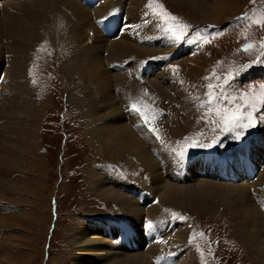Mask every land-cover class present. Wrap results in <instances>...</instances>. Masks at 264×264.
<instances>
[{
  "label": "rangeland",
  "instance_id": "rangeland-1",
  "mask_svg": "<svg viewBox=\"0 0 264 264\" xmlns=\"http://www.w3.org/2000/svg\"><path fill=\"white\" fill-rule=\"evenodd\" d=\"M121 1L126 4V12L128 8V22L134 21L131 22L133 25L136 21L132 16V0ZM138 2L145 10L147 19L144 20L148 22L146 29L142 30L147 34L143 37L147 43L145 45V42L140 41V44L162 50L152 55L144 54L140 62H143L144 67L152 63L162 65L168 78L165 82L162 81L165 76L156 79L163 73L161 72L152 75L150 80L136 79L134 74L130 75L128 80L133 89L130 90L129 98L138 102V106L144 108L145 113L148 112L146 119L151 115H159L160 125L155 127L162 131V137L154 136V133L151 135L153 129L146 128L150 135L155 137L152 144L149 143L153 152L176 155L177 152L188 148L189 144H210L217 140L219 142L211 148H188L187 154L194 150L213 148L230 154L251 141L257 129L252 130V127L240 130L242 135L237 138L235 132L223 131L222 116L235 107H242L246 102L243 97L251 99L261 92V87L256 89L264 79L256 77H263L264 69H254L264 68V0H230L227 3L225 0H208L210 4L226 3L225 5L233 4L237 7L236 14L231 18L227 14L220 24L202 22L198 11L180 6L173 0H155V4L161 7L155 8L154 4L152 9L146 7L149 0ZM0 8L3 10L2 5ZM103 8L107 7L103 5L94 11ZM161 10L179 18L171 23L189 25L181 40L174 39L172 34L166 31L164 18L156 14ZM71 14H66V18L69 19L68 15ZM97 18L94 14L95 21ZM72 19L76 20L73 15ZM204 25L206 27L201 28ZM43 28L39 37L32 42L22 73L21 83L27 86L26 97L32 105L30 114L35 117L28 115L14 119L17 124L29 123L30 128L26 131V149L20 154L19 165L11 169L12 174L5 176L10 189L3 194V199H0V264H73V251L80 246L70 242L71 227L76 224L89 227L88 224L93 222V219H90V222L86 223L90 216L110 215L115 212L114 202L94 192L90 171L93 169L103 172L111 183L114 181L111 179L120 174L128 173L134 178L139 175L138 172L129 170L125 156L128 152H114L105 144L94 146L92 143L89 133L93 131L91 128L95 119L89 117L85 105L88 104V94L81 92L82 87H76L75 80L64 66V59L67 57L70 60L76 53L64 50L67 44L59 39L58 32L47 31L48 28L44 25ZM129 29L128 27L127 30ZM191 39L203 43L198 51L180 53L177 59L169 61L166 57L168 52L174 53L184 45L194 46ZM126 40L130 41V38ZM159 40H162L161 45L158 44ZM249 44L253 47L245 51ZM76 46L73 42L70 47ZM102 55L108 57L109 52L104 51ZM4 59H9L7 52ZM129 61L130 59L128 63ZM110 63L107 59L106 64ZM117 71L115 75L119 73V70ZM0 72L4 76L0 85L4 93L3 90L0 92V100H5L7 104L15 89L12 92L10 90L13 82L11 84L8 81L12 76L6 61H0ZM243 74L245 79L252 80L243 79ZM153 80L156 81L151 83ZM6 81L8 82L4 89L1 86H4ZM80 83L79 80L78 84ZM94 89L96 91L95 86ZM157 102L169 112L160 114L155 111ZM259 107L261 106L257 105L258 109ZM254 117L256 126L263 122L255 139L263 138L264 114H257L255 111ZM3 120L10 121L9 118L2 119V122ZM141 121L143 122L142 118ZM6 123L0 122V129L3 124L6 126ZM134 125L135 123L131 124V127L137 130L142 127L140 123ZM135 128L133 130L138 132ZM12 131L11 129L10 132ZM9 136L16 137L13 133H9ZM131 161L134 162L133 159ZM118 165L123 169H119L115 176L111 168L116 169ZM108 166L110 168H107ZM143 171L147 170L143 167ZM133 177L131 180L125 178L122 183L135 180ZM190 182L195 185L201 180L194 178ZM122 183L116 181L120 190ZM128 195L134 198L130 193ZM203 206L198 201L182 207L171 203L161 206L162 213H174L183 218L181 225L175 229L181 233L182 240L179 241H183L179 247L183 256L177 264H257L251 246L234 225L232 210L225 206L218 209ZM126 212L131 216L128 210ZM166 218L172 219V216ZM97 220L95 221L101 222ZM98 233L103 232L100 230ZM102 238L107 237L102 235ZM112 250L120 252L115 251V247H112ZM120 250L123 255L136 252ZM93 257L97 260L94 263L92 255L85 254L79 258L87 259L89 264H101L103 261L101 256ZM152 257L155 258L154 253L149 254V258Z\"/></svg>",
  "mask_w": 264,
  "mask_h": 264
},
{
  "label": "bare ground",
  "instance_id": "bare-ground-1",
  "mask_svg": "<svg viewBox=\"0 0 264 264\" xmlns=\"http://www.w3.org/2000/svg\"><path fill=\"white\" fill-rule=\"evenodd\" d=\"M229 1L225 0L226 3ZM96 2H98L97 7L104 5L107 8L94 11L96 7L92 10L91 6ZM173 2L191 10L195 9L202 22L212 24L222 23L227 14L231 18L237 10L233 4H210L208 0H173ZM139 4L138 0L131 2V7L134 10L132 16L136 21L132 28L131 22L134 21L128 22V8L126 16H122L125 14L123 9L126 4L121 0L103 2L101 0H0V6H3V10L0 8V61H6L9 64V72L13 77L8 80L11 84L13 82L10 90L12 92L15 89L14 95L11 98L8 97L7 104H5V100H0V122L4 124L7 122V125L3 124L0 129V199H3V194L10 189L5 176L12 174L11 169L17 164L19 165L20 154L26 149L24 148L26 145L25 136L28 135L26 131L30 128L29 123L19 122L17 124L14 119L20 116L24 118L28 115L35 117L30 114L32 105L26 97L27 86L21 82L32 42L37 36L39 37L44 25L48 28L47 31L58 32L59 39L67 44L66 47L63 46L66 52L76 53L72 59L68 60L67 57L64 59V66L68 74L75 80L76 87H82L81 92L88 94V104L85 105L88 108L89 117L95 119L91 128L95 132L89 133L94 146L105 144L114 152L120 150L128 152L125 156L127 164L130 166V172H140L136 177V181L139 183L131 185V187H134L133 189L139 194L140 199L148 200L154 193L155 196H159L157 203L142 205L137 198H132L128 195L129 193L126 194L117 188V176L115 178L111 176L113 177L111 180H114L111 183L103 172L92 169L90 177L94 192L104 199L114 202L115 217L127 216L135 219L137 224H142L147 215L148 218H152V221L160 222L161 206L164 203L182 207L185 204L198 201L204 206L215 209L225 206L232 210L234 225L251 246L256 263L264 264V194L262 192L264 189V164L259 167V163L255 162L256 159L264 162V137L255 139L252 145H246L242 149L246 151L242 157L247 166L246 176L241 174V169L238 166L224 161L231 160L233 155L230 157L221 156L217 152L208 151L201 154L195 170H189V178L183 180L181 175H177V171L178 174L180 173L183 161L172 158L165 152L159 154L153 152L149 143L152 144L155 137H152L153 134L150 135V131L148 132L142 121L140 122L142 117H138L137 112L133 111L130 105L128 106L131 108H128L130 112H125V108L123 109L126 103L133 101L129 98L130 90H133L128 83L130 73H135V76L140 74L142 69L140 59L144 54L152 55L162 52L159 48L154 49L140 44V41L145 42L143 37L147 34H144L142 30L146 29L148 22L144 20L147 19L145 18L146 12ZM70 12L72 14L68 15V19L66 14H70ZM94 14L98 17L96 21ZM72 15L76 18L75 21L72 19ZM105 23L112 27V34H117L116 36L109 37L105 30H102ZM128 27L129 30H127ZM91 31H93V36L90 34ZM131 36L133 41H131ZM127 38H130V41L126 40ZM73 42L77 45L75 48L70 47ZM161 42L162 40H159V45ZM146 43L144 44L146 45ZM5 47H7V51H5ZM188 49L189 47H185L182 51L185 52ZM104 51L109 52L108 57L102 55ZM6 52L9 58L7 60L4 59ZM107 59L111 61L108 65L106 64ZM129 59V63H126L125 61ZM117 70L119 73L115 75ZM165 75L166 72H163L156 79ZM3 78L4 76L0 72V85ZM79 80L80 84H78ZM167 80L168 78L165 76L162 81ZM8 81L1 87L5 89ZM155 81L153 80L151 83ZM2 90L1 88L0 92ZM127 113L130 115L129 118H127ZM5 118H9L10 121L3 120L2 122V119ZM134 123V126L139 123L142 126L138 130L133 127L138 132L131 127V124ZM11 129L12 132H10ZM9 133L15 134L16 137L9 136ZM262 134L264 135V133ZM252 158L254 159L253 164ZM131 159H133V163H131ZM210 163L212 166L218 167V170L210 169ZM255 166L259 167L257 171ZM143 167L148 172L143 171ZM229 168L235 170H229ZM199 169L200 172L197 173L196 171ZM194 178L200 179L201 182L192 185L190 180ZM220 178L223 180H219ZM162 189L164 190L162 191ZM126 210L131 213V216L127 214ZM165 219L170 224L175 223L172 219L166 217ZM98 220L101 222L91 220L93 222L88 224L89 227L81 224L71 227L70 242L75 246H80L73 251L74 256L78 255V257H72V261H75L73 264H89L90 261L88 262L87 259L80 260L79 258L85 254L92 255L93 263L97 261L94 259V255L101 256L103 260L101 264H155L154 260L168 254L171 255V252H174L173 247L180 246L183 242L179 241L181 239L180 232L171 233L166 237L161 235L159 238H155L154 243H149L148 247L145 246L147 249L142 246V249L128 254L129 256L123 255L120 250L122 248H117L113 244L111 238L114 239L117 236L112 234L109 223L107 222V227L104 224L106 219ZM146 229L150 237L151 228L146 227ZM100 230L105 233L107 238H102L103 233H98ZM84 237L85 240L82 241ZM141 239L144 240L143 237ZM112 247H115V251L119 250L120 252H113ZM150 253H154L155 258H149Z\"/></svg>",
  "mask_w": 264,
  "mask_h": 264
},
{
  "label": "snow or ice",
  "instance_id": "snow-or-ice-1",
  "mask_svg": "<svg viewBox=\"0 0 264 264\" xmlns=\"http://www.w3.org/2000/svg\"><path fill=\"white\" fill-rule=\"evenodd\" d=\"M155 0H149V3L146 7L152 9L154 7ZM159 4H155V8H160ZM164 18L165 23L167 25L166 31L172 34V37L176 40H181L184 35V30L189 27V25H176L171 23V21H177L179 18L173 16L163 10L159 13H156ZM179 28V31L177 29ZM203 39V37H199ZM253 47L252 44H249L245 47V51L251 49ZM264 47V45H262ZM211 87V86H210ZM246 101L242 107H235L233 110L227 111L222 116V123H223V131L225 132H235L236 137L239 138L242 135L240 130H247L252 128L256 124V119L254 117V112L259 111L257 105L264 107V85H261V92L258 96H254L249 99L247 96L243 97ZM132 110L139 113L140 109L137 108L135 104L131 106ZM251 108L252 111H246L247 109ZM246 111V114H245ZM217 114L219 115V109L217 110ZM141 115H143L141 113ZM219 141L213 140L210 144H200L199 142H195L188 145V148L191 147H208L211 148L214 144L218 143ZM188 148H184L183 150L176 153L177 159L183 160L187 155ZM147 227L151 228L152 225L149 223Z\"/></svg>",
  "mask_w": 264,
  "mask_h": 264
}]
</instances>
